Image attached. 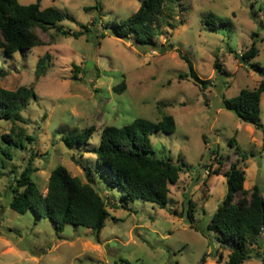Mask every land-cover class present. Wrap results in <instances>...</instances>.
Listing matches in <instances>:
<instances>
[{
	"label": "rangeland",
	"instance_id": "1",
	"mask_svg": "<svg viewBox=\"0 0 264 264\" xmlns=\"http://www.w3.org/2000/svg\"><path fill=\"white\" fill-rule=\"evenodd\" d=\"M140 1L40 0L41 6L66 12L58 21L61 27L83 33L37 27L42 43L9 55L0 46V86L24 84L37 93L20 109L26 117L17 121L24 129L23 144L11 146V157L2 152L7 145L2 133L13 122L0 116V264H230L229 248L208 223L226 193L224 171L232 162L244 168L243 186L257 184L264 197V91L259 126L226 108L223 97L264 79V0H164L153 22V42L116 36L115 23ZM209 12L211 23L204 19ZM252 40L257 53L243 61L238 54ZM45 52L48 66L37 76L36 62ZM183 54L198 75L209 79L205 86L189 75ZM163 113L173 115L175 127L149 135V154L184 163L178 179L169 184L164 206L141 197L121 205V188L96 169L92 148L101 127L136 116L156 120ZM90 124L94 130L87 142L64 143L68 129ZM241 150L253 153L242 159ZM29 158L35 168L31 176L43 193L57 164L97 188L109 211L98 237L74 223L57 232L49 217L9 205L11 183ZM189 202L193 226L187 219ZM246 249L249 256L238 264H264V225L259 240Z\"/></svg>",
	"mask_w": 264,
	"mask_h": 264
},
{
	"label": "trees",
	"instance_id": "2",
	"mask_svg": "<svg viewBox=\"0 0 264 264\" xmlns=\"http://www.w3.org/2000/svg\"><path fill=\"white\" fill-rule=\"evenodd\" d=\"M163 2L164 0H141L131 14L115 23L113 33L119 37L133 34L137 41L153 42L157 32L153 22L161 14ZM66 16V12L55 6H41L40 0L29 3L0 0V46L9 55L16 50L29 49L42 43L37 27L43 30L57 27L62 33L73 36L82 34L81 28L71 30L58 24ZM211 18V12L204 17L207 23H211ZM218 20L225 21L222 17H218ZM81 25L85 30L88 28L86 24ZM257 50L255 41L252 40L238 56L243 61H249ZM49 57L50 54L45 52L37 59V76L45 72ZM182 57L188 63L189 75L195 82L205 86L209 79L198 75L187 55L183 54ZM215 66L221 68L217 59ZM262 91L264 79L254 87H242L235 95L223 97V105L233 110L240 119L259 126ZM36 97L37 93L32 86L21 84L13 89L0 86V116L13 122L9 131L2 133V138L7 143L2 147V152L7 157H11L12 145L23 144L24 129L17 121H26V117L21 114L20 109L31 98ZM174 127L175 120L170 113H163L156 120L136 116L121 125L104 124L101 127L99 142L92 148L96 155V169L112 186L121 188V205L127 206L129 200L136 197L154 201L160 206L166 204L169 184L176 182L184 163L150 155L153 147L149 135L157 130L171 132ZM93 130L94 126L91 124L81 128L74 126L63 133L62 139L68 147L75 143H85ZM236 148L240 149L238 144ZM252 153L241 150V157L245 159ZM34 169L29 158L11 183L9 205L18 212L30 208L39 216L49 217L54 221L57 232L66 223H74L91 228L98 237L109 211L107 201L97 188L89 181L81 180L78 175L71 174L63 164H57L50 170L46 191L43 193L31 176ZM224 173L227 190L221 204L212 213L208 227L217 230L218 239L229 248L228 262L238 264L249 256L246 246L259 240L264 225V197L257 184L243 186L245 171L236 162H232ZM187 219L193 226L190 202Z\"/></svg>",
	"mask_w": 264,
	"mask_h": 264
},
{
	"label": "built area",
	"instance_id": "3",
	"mask_svg": "<svg viewBox=\"0 0 264 264\" xmlns=\"http://www.w3.org/2000/svg\"><path fill=\"white\" fill-rule=\"evenodd\" d=\"M242 52H240L239 54H241Z\"/></svg>",
	"mask_w": 264,
	"mask_h": 264
}]
</instances>
